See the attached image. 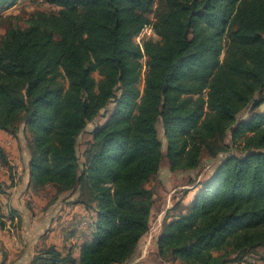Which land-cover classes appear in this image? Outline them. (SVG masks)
I'll return each mask as SVG.
<instances>
[{"label": "trees", "instance_id": "obj_1", "mask_svg": "<svg viewBox=\"0 0 264 264\" xmlns=\"http://www.w3.org/2000/svg\"><path fill=\"white\" fill-rule=\"evenodd\" d=\"M18 1L0 0V13ZM44 1L58 10L36 11L26 27L10 23L0 38V129L19 141L29 187L85 208L71 226L92 232L79 259L43 241L31 264H140L154 208L148 184L164 160L190 171L204 156L215 171L190 205L166 213L157 261L256 257L264 249V0ZM147 27L159 39L137 43ZM0 161L12 173L3 151Z\"/></svg>", "mask_w": 264, "mask_h": 264}, {"label": "crops", "instance_id": "obj_2", "mask_svg": "<svg viewBox=\"0 0 264 264\" xmlns=\"http://www.w3.org/2000/svg\"><path fill=\"white\" fill-rule=\"evenodd\" d=\"M0 151L6 154L12 166V173H10L0 161V185L3 189V192L0 191V264H31L42 239L47 245H55L65 254L72 251L74 257L79 259L80 245L84 236L90 235L92 228L79 229L76 227L68 237H65V234L69 233L67 225L70 222V226L72 224L76 226L80 218L88 214L85 208L68 203H51L52 194L35 193L29 187L30 179L25 173V165L20 157L16 138L1 129ZM56 212H60L64 217L61 227L60 219L58 217L53 219ZM27 216L30 222L28 224L26 223ZM33 220H35V225L40 224L47 231L51 224L50 232L46 235L42 232L34 240L31 236L35 228L32 225ZM9 223H18V226L14 225L15 230L9 231L7 229ZM148 257L149 252L143 251L138 261H141L140 264H150L146 259Z\"/></svg>", "mask_w": 264, "mask_h": 264}, {"label": "rangeland", "instance_id": "obj_3", "mask_svg": "<svg viewBox=\"0 0 264 264\" xmlns=\"http://www.w3.org/2000/svg\"><path fill=\"white\" fill-rule=\"evenodd\" d=\"M57 10L58 7L49 4L44 0H33V1L19 0L9 9L0 13V38L3 36V32L6 31L10 23H17L23 27H26L28 18L36 11H45L50 13V12H55ZM148 38H153L155 40L159 39V37L154 33L151 27H147L141 33V35L136 38V42L140 43L142 42V40ZM145 61H146V57L142 60V62L145 63ZM94 76L97 79L100 78V76L97 73H95ZM139 87L141 91H143L145 88L144 75L141 78ZM110 109L112 110L113 107H111ZM245 115L246 113L243 116ZM104 121L105 120H103V116L101 114V117L97 119V122L99 124H102L104 123ZM95 126H96L95 123H91L87 129L88 131L84 133V135L81 137L80 139L81 152L84 149L83 145L90 138L89 132L92 131ZM158 129H159V135L164 144V150H166L167 143L166 140L164 139L162 126L159 125ZM17 142L19 144L18 140ZM20 146L21 145L19 144L20 157H22L21 156L22 151ZM215 167L216 165L214 164L212 165V162L210 163V159L204 156L203 163L201 164L199 169L173 172L170 170L167 161L164 160L160 174L148 184V188L151 189L154 193V208L152 214L151 230L149 234L146 236V238L143 240V249L146 253L149 252V257L146 259L149 260L150 264H160L156 258L157 238L162 230L163 219L166 216V213L174 207H177L179 209L178 210L179 213L183 205H190L196 193L198 192V188H197L198 182L204 181L207 178H209L215 171ZM19 189H23V188H19ZM54 193H55L54 189L49 188L48 191L42 192V195H51V194L54 195ZM176 213L177 211L171 212V214H176ZM59 214L60 212H56V214H54L53 216L54 217L53 219L55 220L56 217L61 219L60 220V227H61L62 223L64 222V217L60 218ZM26 223L27 224L30 223L28 220V216ZM14 225L18 226V223L15 224L9 223L7 229L9 231H14L15 230ZM32 225L33 227H35L32 230L33 235H31L34 240H36L35 238H37L42 232H45L46 235V233L50 232V229L52 227L50 226L51 224L50 225L48 224L50 228L47 231L46 228H43V226H40V224L38 226L35 225V220L32 221ZM68 229L74 230L75 228L73 226H70L68 227ZM68 236L69 233L65 234V237ZM43 241L44 240L42 239L41 243H43ZM40 244L37 247L35 254L39 251V248L42 247V244L41 245ZM263 257H264V249H260L258 250V254L256 255V257L249 259L244 264H264Z\"/></svg>", "mask_w": 264, "mask_h": 264}, {"label": "built area", "instance_id": "obj_4", "mask_svg": "<svg viewBox=\"0 0 264 264\" xmlns=\"http://www.w3.org/2000/svg\"><path fill=\"white\" fill-rule=\"evenodd\" d=\"M145 29H146V28H145ZM145 29H144V30H145ZM139 36H140V35H139Z\"/></svg>", "mask_w": 264, "mask_h": 264}]
</instances>
